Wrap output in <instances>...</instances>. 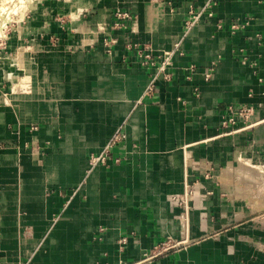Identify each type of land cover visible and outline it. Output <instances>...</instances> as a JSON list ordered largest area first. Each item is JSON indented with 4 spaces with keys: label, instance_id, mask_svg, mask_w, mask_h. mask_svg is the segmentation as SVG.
<instances>
[{
    "label": "crops",
    "instance_id": "0c3cea01",
    "mask_svg": "<svg viewBox=\"0 0 264 264\" xmlns=\"http://www.w3.org/2000/svg\"><path fill=\"white\" fill-rule=\"evenodd\" d=\"M45 3L21 86L0 75V264H264L236 178L264 172V0ZM231 105L262 121L224 128Z\"/></svg>",
    "mask_w": 264,
    "mask_h": 264
},
{
    "label": "rangeland",
    "instance_id": "374dc122",
    "mask_svg": "<svg viewBox=\"0 0 264 264\" xmlns=\"http://www.w3.org/2000/svg\"><path fill=\"white\" fill-rule=\"evenodd\" d=\"M23 1L0 0V75L5 77L6 82H13L15 89L21 86L23 77L21 70L25 69L24 53L34 43L37 27L45 23L41 10L47 0H32L27 6ZM19 2L22 4L18 5ZM36 7L39 13L35 19L38 11ZM28 54L30 53H26L27 56ZM10 72H13L12 75ZM251 159L250 157L244 159V164L251 169L244 173L245 176L236 178L240 188L243 187L241 194L254 208L255 214L249 219L264 227V172H261V166L253 163ZM260 160H264V156L260 157Z\"/></svg>",
    "mask_w": 264,
    "mask_h": 264
},
{
    "label": "built area",
    "instance_id": "2783aa9c",
    "mask_svg": "<svg viewBox=\"0 0 264 264\" xmlns=\"http://www.w3.org/2000/svg\"><path fill=\"white\" fill-rule=\"evenodd\" d=\"M216 1L217 0H207L205 8L211 10L213 8L214 4H216ZM116 15L119 18H124V19L125 18H128V19L132 18V15L130 12L123 11L121 9H118L116 11ZM201 15H202V12H194V10H191V16L186 22V32H189L192 30V28L199 21ZM209 15L213 16V12L212 11L209 12ZM232 27H233V29H236L238 27V25L234 24ZM106 44H109V42L106 41ZM179 45H180V43H177L174 50L165 51L163 61L158 66V70L160 72L164 73L165 78H168V79L170 78V73L168 71V68L172 64V56L174 54V51L178 50ZM146 49H148V48H146ZM140 52H141V56H143L145 59L143 61L144 64H152V65L156 64V62L153 60L152 55L150 53H145L142 50ZM192 67H194V66H192ZM209 76H210V74H208V77ZM153 88H154V84L152 82L148 86L146 92L150 93L151 91H153ZM255 113H256V109L254 106H251V105H241V106L231 105L229 107V114L223 120L222 126L224 128H228L230 125H235L240 121V122L244 123L240 129L251 128V127L259 124L262 121L261 119L255 118ZM125 138H126V132L123 130V128H119L117 130V132L113 135V137L110 139L105 150L99 154H93L92 155V157H91L92 166H95L98 163L106 164V162L110 156V153H111V148H113L115 145L119 144ZM117 160H120V159L117 158ZM170 200L172 201V203L177 204V203H180L183 199L180 196H172L170 198ZM176 247H178V245L173 244L171 242V240H164L161 242V244L154 246L153 251L154 252L168 251V250L176 248ZM154 252L152 254H148L146 256V258H150V257L155 256Z\"/></svg>",
    "mask_w": 264,
    "mask_h": 264
},
{
    "label": "bare ground",
    "instance_id": "6f19581e",
    "mask_svg": "<svg viewBox=\"0 0 264 264\" xmlns=\"http://www.w3.org/2000/svg\"><path fill=\"white\" fill-rule=\"evenodd\" d=\"M20 1H22V0H20ZM30 1H32V0H24L23 3L26 4L25 6H27V4H28ZM20 4H22V3L19 2L18 5H20ZM29 4H30V3H29ZM33 9H34V8H33ZM34 12H35V10H34ZM28 50H29V49H28ZM23 51H25V50H23ZM23 59H24V58H23ZM25 62H26V61H25ZM25 62H24V63H25ZM24 63H23V64H24ZM24 65H25V64H24ZM24 70H25V69H24ZM25 73H26V72H25ZM26 74H27L28 76H30L28 73H26Z\"/></svg>",
    "mask_w": 264,
    "mask_h": 264
}]
</instances>
